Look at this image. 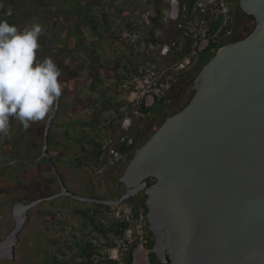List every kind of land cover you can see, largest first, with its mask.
Listing matches in <instances>:
<instances>
[{
  "label": "water",
  "instance_id": "water-1",
  "mask_svg": "<svg viewBox=\"0 0 264 264\" xmlns=\"http://www.w3.org/2000/svg\"><path fill=\"white\" fill-rule=\"evenodd\" d=\"M237 1L253 17L252 31L203 64L189 103L134 151L119 177V198L66 187L48 153L59 97L44 126L41 158L60 191L13 204L15 227L0 241V260L15 259L27 212L43 201L65 196L117 207L143 193L158 263L264 264V0Z\"/></svg>",
  "mask_w": 264,
  "mask_h": 264
},
{
  "label": "flooded vegetation",
  "instance_id": "flooded-vegetation-1",
  "mask_svg": "<svg viewBox=\"0 0 264 264\" xmlns=\"http://www.w3.org/2000/svg\"><path fill=\"white\" fill-rule=\"evenodd\" d=\"M31 1L32 2L28 4L25 3V7H22L24 10H26L28 9V6H30L28 9L29 11L25 12L22 8H20L19 5L21 4H18L17 1L15 3V0H2V2H0V11L5 8L8 9L13 14V18L22 15L23 12L24 14H26L25 17L28 18L29 13L32 12L35 13L36 11H39L38 9L40 8L43 26L48 22L49 27L51 28L54 27V29H56L57 32L52 34V38L56 40V38H58V34L62 33L60 30L61 26L59 27V21H57V17L58 14L63 13L65 9L61 8V5L59 4V0H31ZM137 1L142 2V0H137ZM85 2L86 0L83 2L85 10L80 11L81 13L79 15V20L78 18L76 19L77 24L75 26H76V31L77 32L79 31L78 32L79 35H76L75 33H73L74 34L73 35L72 32H70L68 38H65V36H63L64 42H62L63 44L61 43L59 46L60 51L62 53L61 60L63 62L68 58L70 59V61L74 59V64H73L74 67H70V65L67 66L65 64V66L63 65L62 68L60 69L61 71L60 82L64 86L66 82L65 80L68 79L69 76H70L69 80L74 78L79 81L76 84L77 98L75 99V101L70 100L69 103L73 107H81V108L83 107L86 109V111L88 112L87 118L85 120L80 119V120H84L81 122V124L85 125L90 129L92 128L95 131V134L92 136H84L83 133L79 132V136L72 138H65L62 136L58 138L57 137L52 138V136L50 137L49 135V144H48V153L53 159L58 171L60 168L59 156L61 154L60 150L62 147L59 146L60 140L65 141L66 144L64 146L66 147L70 146L69 150L74 151L72 154L74 155V158L72 160L73 161L77 159L80 160L79 167L76 166L77 165L76 163L75 165L71 166V170H72L71 172L73 173V175L81 170L87 171V168H89L91 163H93L95 168H97L96 173L102 172L99 169L100 166L97 165V161L94 156L95 152L97 149H99L101 143L108 137L113 139V145L115 146V148L117 149L120 148L121 144L119 143V139L124 133V129L121 127L120 121L124 117L129 116L132 118L133 122H136L138 124L135 133L133 135H130L129 133L128 136L133 138V136L136 133L141 134L137 142L133 140L132 145L130 146L131 148L130 156L132 153H134V151L137 148H139L144 144L143 142L145 140V136H144L145 119L144 118L141 119L140 117L138 118L133 117L131 113L128 114V112L129 111L131 112L132 110V104L127 99L129 91L132 89L130 84L131 78H134L136 80L133 86H135L137 88V91L139 92L140 83L145 75V73L142 72V69H145V52L140 47L139 41L136 44L130 43L128 38L129 30L127 29V24L132 23L134 25V29H137L139 34L144 32L143 27H141L143 26L142 24L143 22L135 12L137 9L140 8H136L133 5H132L133 7L127 5L128 0H120L119 2H117V0H87V2L86 3ZM99 9L102 10L100 11L99 16H97L98 12L97 13L94 12L97 10L99 11ZM101 12L102 14L105 13L106 20L102 19ZM92 17L94 18L98 17L97 23L95 25V29H93L91 26L88 25L89 20L92 19ZM86 25H88L89 27L87 31L86 28L83 27ZM249 30L247 31V33L249 32ZM41 34L45 35L46 33L42 31ZM235 35H236L234 36L235 38L233 37V39L235 40L231 39L232 40L231 41L230 39L225 38L224 41L228 40L234 42L238 40L237 37L241 36L242 34H235ZM37 55L41 59L44 58V56L41 55L39 52H37ZM199 65L200 62H197L196 67L198 68ZM64 75H66V77H64ZM99 108L101 109L100 113H98ZM117 126H119V129L122 130V133H120L119 135L117 134L118 136H116L117 131L115 132ZM82 135L84 136V138H87L84 143L82 142V138H83ZM42 140H43V136H42ZM42 143L40 145V150H38V147L36 145L28 144V146L24 148V152H22V155L19 154L13 155L10 152V150H8L10 152L8 154L9 160L5 159V157L0 156V174H3V169L5 168L6 165L9 166L10 164H17L19 163L18 161L20 159L25 160L24 161L26 162L25 165L30 164L37 159V161L39 162L41 161H43L44 163L46 162L50 174H52V176L54 177L46 159L41 158ZM0 145L2 147H5L3 145V142L0 143ZM12 145H15V143L10 144V146ZM31 149L36 150L37 155L35 156L34 160L30 158ZM2 153H4V151ZM130 159L131 158L129 157L125 162H120V163H116L113 166L105 167V170H107L106 174L108 172L114 173L112 170L115 168L125 170ZM13 171H14L13 174L14 176H20V174L22 175L25 173L23 172L24 170L20 171L19 169L17 170L16 168H13ZM59 172L61 174V177L63 178V181L65 182L66 187L71 192H74L75 190L78 189L76 185L78 181H74V183L70 185L68 184L66 177L62 173V171ZM38 176L40 177V175ZM54 179L56 180L55 177ZM23 180H24L23 178L20 180L14 179L12 181L13 187H15L16 183L22 182ZM84 184L86 185V187L91 189L90 188L91 182L89 180H86ZM122 188L123 190L120 193L119 197L125 192V187L123 185ZM59 191H60V187L58 185V189L56 190V192L58 193ZM107 192H110V189ZM92 193L93 194L89 196L99 197L103 199L113 198V194L110 195L109 193L97 194V192L95 193L93 190ZM143 197L144 195L143 193H141L136 197L132 198L131 202L140 203ZM38 199H34L31 201H35ZM16 201H23L27 203L31 202L30 200H16ZM16 201H13L10 208L11 218H12V206ZM46 202L50 203L49 209L40 210V207L38 206L42 203L41 202L38 205L28 210L27 219L22 230L29 223L31 219V215L34 212L33 208L38 207L39 213L42 214V217H47L48 223H50L49 226L51 230L49 229L47 232L49 234L48 237L50 239V246L55 252L58 253L60 252L63 258H67L65 254L66 249L67 251L71 250L72 253L74 252L77 253L78 258L81 261H75L74 264H98L97 260L103 258V255L101 254L102 253L101 250H103L106 247L108 240H111L112 238V234L106 230L107 227L103 228L99 224L98 222L99 216L103 211L106 212V210L107 211L111 210L113 207H105L100 204L84 203V202L76 201L75 203L79 202L81 204H87L92 206V210L78 211L81 213V218L85 220L87 217V222L88 225H90L89 227L90 229L85 231L86 228L84 225L81 228L76 229V231L69 230L70 233H66V231L63 228V225L59 227L58 229L59 231H56L52 229L51 224L56 225V223H60L59 221H61V224L63 222L66 223L67 219L65 218V214L69 212L68 210H70L69 208H67L68 210H66V207L71 206V202L68 203L66 201L65 202L66 204L64 206L54 205L52 203V200ZM75 203L73 202V204ZM12 222H13V228H12L13 230L15 227L13 218H12ZM53 231L58 233V236H61L62 238L70 235L71 236L70 242H68V240L60 241L55 237L51 239L50 233ZM3 239H0V241ZM82 250H87L85 255L80 254L82 253L81 252ZM56 261L58 262V260ZM58 263L65 264L64 262L63 263L58 262Z\"/></svg>",
  "mask_w": 264,
  "mask_h": 264
},
{
  "label": "rangeland",
  "instance_id": "rangeland-1",
  "mask_svg": "<svg viewBox=\"0 0 264 264\" xmlns=\"http://www.w3.org/2000/svg\"><path fill=\"white\" fill-rule=\"evenodd\" d=\"M16 1L18 4H21L19 5L20 8L25 7V3L28 4L32 2L31 0H15V3ZM84 1L85 0H59V4L61 5V8L62 9L64 8L65 10L63 13L58 14V17H57V21H59V27L61 26L60 30L62 33L61 34L57 33L58 38H56V40L52 38V34L57 32L56 29H54V27L53 28L49 27L48 22L47 24H44L43 26L40 8L38 9L39 11H36L35 13L33 12L29 13L28 18L25 17L26 14L22 12V15H19L18 17L14 18V21L16 25L18 26V29H21V30L25 27L31 26V24L33 23H39L42 26V29L46 34L45 35L41 34L38 38V43L40 45L38 52L44 57L45 56L50 57L59 69H61L63 65L65 66V64L67 66L70 65V67H74L73 66L74 59L70 61V59L68 58L64 62L61 60L62 53L60 51L59 46L62 42H64L63 36H65V38H68V35L70 34V32H72V34L75 33L76 35H79L78 33L79 31L78 32L76 31L75 25L77 24L76 19L78 18L79 20V15L81 13L80 11L85 10L84 4H83ZM119 1L120 0H117V2ZM226 3L228 4L233 14L231 18L227 20L225 24H223L221 28V32H222V29L223 31L225 30L224 35H222L223 40L225 38L231 40L233 39L234 36H236L235 34L247 33L249 28H252L254 23H252L251 20H248V21H244L243 23L239 22L235 24L233 20L234 9H235V4H236L235 0L234 1L229 0V2L226 1ZM76 5L78 8L76 7ZM127 5L129 6L133 5L136 8H145V7H148L149 5H152V0L151 1L142 0V2L140 1L138 2L137 0H128ZM29 7L30 6H28V9ZM28 9L26 10L23 9V10L25 12H28L29 11ZM102 9H99V11L97 10L94 13L98 12L97 16H99L100 11ZM164 26L165 27L160 31L161 33L160 37L162 39V43H169L175 35V30L177 26L174 23H170V24L168 23L167 25L165 24ZM154 30H157V29H153V31ZM182 45H183V42H181L178 47L179 51L181 50ZM167 61L168 59L163 60L158 67L159 71H164V70L167 71L166 74L161 76L162 80L166 79L167 77L174 78L179 73L177 71L170 70L172 65H169ZM196 63H194V65H192L190 69L196 70ZM195 72L197 73V70ZM64 77H66V75H64ZM69 78L65 80L66 82L64 86L62 84V92L60 96V109H59L57 117L55 118L51 126L50 137L52 136V138L53 137L58 138L62 136L65 138H72V137L79 136V132L83 133L84 136H92L95 134V131L92 128L90 129L86 127L85 125L81 124V122L87 118L88 112L86 111V109L83 107L82 108L73 107L69 103L70 100L75 101V99L77 98L76 84L79 82L77 79L72 78L69 80ZM190 95H191L190 89L186 88V90L184 91L177 105L176 103L173 102V99L172 100L170 98L167 99L166 106H164V109H165L164 113H166L168 116L169 114L171 115L173 111L178 110V108H180L184 103H186V101H188V97ZM52 109H53V106L50 112L46 115L44 120L37 121V122H30V126L27 129H25L20 124L19 121L15 120L14 118H10L9 130L7 134L0 133V143L3 142V145L5 146V147H2L0 145V152H1L0 156L5 157V159L9 160L8 154L10 152L13 155L14 154L22 155V152H24V148H26L28 144L36 145L38 147V150H40L44 125L46 123L48 116L51 114ZM130 113L132 112L129 111L128 114ZM155 113L158 114L159 112H155ZM156 118L158 121L160 120L158 116ZM80 119H84V120H80ZM144 122L145 123L147 122V117L144 120ZM120 124H121V121H120ZM153 124H155L154 121H153ZM137 126L138 124L132 121L130 130H129L130 135H133L135 133ZM116 131H117L116 136L122 133V130L119 129V126H117L115 132ZM84 136L82 135L83 143L87 139V138H84ZM11 143H15V145L10 146ZM65 144H66L65 141L60 140L59 146L60 147L62 146L63 148L61 147V150H60L61 154L59 156L60 157L59 171H62V173L65 175L68 184L72 185L74 181H78L76 184L78 189L75 190L74 192L89 196L93 194L92 193V190H93L95 193L97 192V194H108V193L110 195L113 194L112 199H117L123 190L122 185L119 182V177L122 175L124 170L115 168L112 170L114 173L108 172L106 174L107 170H105L104 168L102 169V172L96 173L97 168H95L94 164L91 163L89 168H87V171L81 170L73 175V173L71 172L72 171L71 166L74 165V162L72 160L74 158V155H72L74 151L69 150L70 146L66 147L64 146ZM8 150H10V152ZM3 151L4 153H2ZM30 153H31L30 158L34 160L35 156L37 155L36 150L31 149ZM24 161L25 160L20 159L18 161L19 163L17 164H10L9 166L6 165L5 168L3 169V174H0V239L5 238L6 235H8L13 228V222L11 218V209H10L13 201H16V200H30L31 201V200L42 198V197L52 196L57 193L56 192V190L58 189L57 182L52 176V174H50V171L48 170V166L46 165V162L45 163L43 161L39 162L36 159L34 162L27 164L28 165L27 166L25 165L26 162ZM13 168H16L17 170L19 169L20 171L24 170L23 172H25L27 175L24 173L22 175L20 174V176H14ZM38 175H40V177ZM22 178L24 180L22 182L16 183L15 187H13L12 181L14 179L20 180ZM86 180H89L91 182L90 188L92 190L86 187V185L84 184ZM109 189H110V192H107ZM66 201L68 203L71 202V206L66 207V210H68L67 208L70 209L68 210L69 212L65 214V218L67 219L66 223L63 222L61 224V221H59L60 223H56V225L51 224L52 229L59 231L58 229L62 225L66 233H70L69 230L76 231V229L81 228L84 225L86 228V229L84 228L85 231L90 229L89 228L90 225H88V222H87V217L84 220L83 218H81V213L78 211L92 210V206L87 205V204H81L79 202L75 203L76 201L68 197H65V196L55 198L54 200H52V203L57 206L58 205L64 206L66 204L65 203ZM73 202L75 204H73ZM38 207H40V210L49 209L50 203L44 201ZM38 207L33 208L34 212L31 215V219L29 223L27 224V226L22 230L19 236L18 242L15 247L14 261L1 260L0 264H53V262L56 260H58V262L60 263L64 262L65 264H74L75 261H81L78 258L77 253L75 252L72 253L71 250L67 251L66 249L65 254L67 258H63L60 252L59 253L55 252L52 249V247L50 246V239L48 237L49 234H47V232L41 231L40 219H42L43 217H42V214L39 213ZM98 222L100 225H104L107 227L111 223L115 222L111 216V210H108V211L106 210V212L103 211L101 215L99 216ZM146 228H147V223H146ZM54 237L60 241L68 240V242H70L71 240L70 235L62 238L61 236H58V233L53 231L50 233V238L53 239ZM149 253H150V250H149ZM149 262H150V259H149Z\"/></svg>",
  "mask_w": 264,
  "mask_h": 264
},
{
  "label": "built area",
  "instance_id": "built-area-1",
  "mask_svg": "<svg viewBox=\"0 0 264 264\" xmlns=\"http://www.w3.org/2000/svg\"><path fill=\"white\" fill-rule=\"evenodd\" d=\"M181 10L182 0H152V5L135 11L143 22L141 27L144 32L139 34L137 29H131L128 31V38L132 44L139 41L140 47L145 52V69H142L145 75L140 83L139 92L133 86L136 80L131 78L132 89L129 91L127 99L132 104L131 115L133 117L146 119V114L138 109L141 106L152 107L155 100L159 99L168 87V80L171 77L162 80L161 76L167 71H159L158 67L165 58L169 57L172 49L167 43H162L160 31L168 23H174L177 26L181 18ZM192 13V22L186 27V36H189L191 40L190 52L172 64L170 70L181 72L190 69L210 43L219 44L217 46L219 49L222 45V42L219 41L221 28L233 14L224 0H197ZM213 22H220V26L211 36L209 29ZM153 29L157 30L153 31ZM131 124L132 118L129 116L121 120L124 133L120 137L119 143L126 148H129L133 142V138L128 136ZM129 157L130 152L120 153L113 145V139L108 137L101 143L96 161L102 171L105 167L125 162ZM111 216L116 223L125 225V229L122 235L112 241V247H105L101 250L102 259L110 261L111 264H123L125 258L130 255V264H150L146 213L143 210L135 213L132 206L122 204L111 209Z\"/></svg>",
  "mask_w": 264,
  "mask_h": 264
},
{
  "label": "clouds",
  "instance_id": "clouds-1",
  "mask_svg": "<svg viewBox=\"0 0 264 264\" xmlns=\"http://www.w3.org/2000/svg\"><path fill=\"white\" fill-rule=\"evenodd\" d=\"M42 31L39 23L21 30L0 18V133L7 134L10 118L25 129L44 120L61 96L60 69L37 56Z\"/></svg>",
  "mask_w": 264,
  "mask_h": 264
},
{
  "label": "trees",
  "instance_id": "trees-1",
  "mask_svg": "<svg viewBox=\"0 0 264 264\" xmlns=\"http://www.w3.org/2000/svg\"><path fill=\"white\" fill-rule=\"evenodd\" d=\"M224 1H228L229 0H224ZM234 1V0H233ZM0 2H2V0H0ZM197 0H182V10H181V18L177 23V28L175 30V35L172 38V40L167 43L171 49H172V53L169 55L168 58H165L166 60L168 59V64L172 65L175 62L181 60L185 55H187L190 51V47H191V40L189 36H186L187 30L186 27L190 24V22H192L193 19V9L196 5ZM235 9H234V16H233V20L235 22V24L241 22L243 23L244 21H248L251 20L252 23H254V19L251 16H247L245 15L241 9L238 6V1L235 0ZM9 12L11 13V11H9L8 9H3L0 11V18L6 19L10 25L15 24L14 18H13V14L11 13V15H9ZM102 19L106 20V16L105 13L102 14ZM97 23V18L92 17V19L89 20L88 25L91 26L93 29H95V25ZM17 26V25H16ZM220 26V22H213L210 25V29H209V33L210 35H214V33L217 31V29ZM18 27V26H17ZM254 25L252 26V28H250L249 32L246 34H242L241 36H239L237 39L240 40L243 37H245L246 35H248L252 29H253ZM127 29L131 30L134 29V25L132 23H128L127 24ZM225 30L219 35V41L222 42V45H225L227 43H230L231 41H224L222 38V35H224ZM151 40V39H150ZM235 40V39H233ZM152 41H156V40H152ZM237 41V40H236ZM183 42L182 48L179 51L178 47L180 45V43ZM221 45V46H222ZM217 46H219V44L217 45L216 43H210V45L207 47V49L199 56L198 60L196 62H200V65L198 66V68L196 67L197 73L199 72V70L201 69V67L203 66V64L208 61L209 58H211L214 53L216 52ZM220 46V47H221ZM164 59V60H165ZM146 61L148 62V60L146 59ZM151 61V60H150ZM196 70H192V69H188V70H184L178 73V75H176L174 78H171L168 80V87L166 89V91L163 93V95L159 98L155 100V103L152 107L150 108H144V107H140V112H143L144 114H146L147 117V122L145 123V140L143 143H145L148 138L150 137V135L165 121L166 118L174 115L175 113L179 112L181 109H183L191 100L192 96H193V90L191 88V84L192 81L194 80V78L196 77L197 73L195 72ZM186 88L190 89L191 91V95L188 97V101H186V103H184L180 108H178V110L173 111L172 114L169 116L164 113L165 109L164 106H166V100L167 99H173V102L176 103V105L178 104V102L180 101L184 91L186 90ZM100 108L98 110V113H100ZM155 112H159L158 114ZM160 119L159 121L157 120V117ZM118 117V116H117ZM152 118V119H151ZM149 120V122H148ZM153 121L155 122V124H153ZM157 121V122H156ZM159 122V123H158ZM141 136V134L136 133L133 136V140L137 142V140L139 139V137ZM142 143V144H143ZM120 153H126V152H130L131 148H126L124 147V145H121L120 148L118 149ZM99 154V149L96 150L95 152V158H97ZM133 156V153L131 154L130 158ZM74 162L77 164L76 166L79 167L80 165V160L77 159ZM144 197L142 199V201L140 203H133L130 201L124 203L127 205L132 206L133 211L135 213H137L138 211L143 210L145 213L147 212L146 207L144 205ZM101 227L106 228L107 226L101 225ZM125 229V225L120 224V223H116L113 222L111 223L106 230L112 234V238L111 240H108V243L106 245L107 248H110L113 246V242L114 239L116 237H119L120 235H122L123 231ZM147 230V234H148V243H147V247H149L150 253H149V259H150V264H160L156 261L154 254L152 253V235L149 232V230L146 228ZM82 253H80L81 255H85L87 250H82ZM98 264H111L110 261L108 260H104V259H98L97 260ZM131 263V257L130 255H128L125 258V261L123 264H130ZM53 264H59L57 261H54Z\"/></svg>",
  "mask_w": 264,
  "mask_h": 264
},
{
  "label": "crops",
  "instance_id": "crops-1",
  "mask_svg": "<svg viewBox=\"0 0 264 264\" xmlns=\"http://www.w3.org/2000/svg\"><path fill=\"white\" fill-rule=\"evenodd\" d=\"M83 27L86 28V31H87V29H89L88 25L83 26ZM83 27H82V28H83ZM85 28H84V29H85ZM81 30H82V29H81ZM40 224H41V231H43V232H47V231L50 229V226H49L50 223H48V218H47V217H43L42 219H40ZM43 232H42V233H43ZM47 234H48V232H47Z\"/></svg>",
  "mask_w": 264,
  "mask_h": 264
},
{
  "label": "bare ground",
  "instance_id": "bare-ground-1",
  "mask_svg": "<svg viewBox=\"0 0 264 264\" xmlns=\"http://www.w3.org/2000/svg\"><path fill=\"white\" fill-rule=\"evenodd\" d=\"M226 45H227V44H226ZM224 46H225V45H224ZM221 47H223V46H221ZM221 47H220V48H221ZM220 48H219V49H220ZM217 50H218V49H216V51H217Z\"/></svg>",
  "mask_w": 264,
  "mask_h": 264
}]
</instances>
